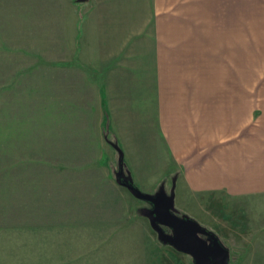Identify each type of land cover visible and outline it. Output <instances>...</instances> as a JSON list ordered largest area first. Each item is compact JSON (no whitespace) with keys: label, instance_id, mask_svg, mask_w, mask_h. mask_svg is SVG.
Returning <instances> with one entry per match:
<instances>
[{"label":"rangeland","instance_id":"obj_1","mask_svg":"<svg viewBox=\"0 0 264 264\" xmlns=\"http://www.w3.org/2000/svg\"><path fill=\"white\" fill-rule=\"evenodd\" d=\"M82 8L75 0H0V264H194L159 241L143 215L151 204L118 184L117 148L142 192L164 187L170 195L175 185L179 216L215 233L230 264H264V204L231 210L229 197L203 185L207 175L195 168L189 176L185 159L172 154L164 168L136 171L101 73L80 57ZM196 16L212 48L214 14ZM247 17L256 84L264 13ZM175 121L177 156L191 163L206 138L194 134L196 122Z\"/></svg>","mask_w":264,"mask_h":264},{"label":"crops","instance_id":"obj_2","mask_svg":"<svg viewBox=\"0 0 264 264\" xmlns=\"http://www.w3.org/2000/svg\"><path fill=\"white\" fill-rule=\"evenodd\" d=\"M81 4L80 57L101 73L116 127L136 171H156L165 166L163 156L172 154L185 159L189 176L195 168L207 175L200 174L208 177L200 180L202 184L229 197L231 210L246 206L247 200L264 204V64L254 84V40L247 20L249 13H264V0H87ZM206 12L216 19L212 48L206 45L204 16L200 24L196 18ZM225 24L227 35L222 30ZM169 30L175 36L185 30L192 35L174 37ZM260 49L262 55V39ZM224 67L226 74L220 75ZM179 115L196 122L194 134L206 138L191 163L188 154L177 156Z\"/></svg>","mask_w":264,"mask_h":264},{"label":"water","instance_id":"obj_3","mask_svg":"<svg viewBox=\"0 0 264 264\" xmlns=\"http://www.w3.org/2000/svg\"><path fill=\"white\" fill-rule=\"evenodd\" d=\"M75 1L81 4L87 0ZM117 150L119 153L118 184L125 187L134 198L151 204L152 209H144L143 215L149 220L159 241L179 253L190 256L194 264H230V251L215 233L188 216H179L175 206V185L170 195L164 187H161L155 195L142 192L134 185L132 176L125 172L124 154L122 150L118 148ZM165 229H169L171 234Z\"/></svg>","mask_w":264,"mask_h":264},{"label":"flooded vegetation","instance_id":"obj_4","mask_svg":"<svg viewBox=\"0 0 264 264\" xmlns=\"http://www.w3.org/2000/svg\"><path fill=\"white\" fill-rule=\"evenodd\" d=\"M166 230V229H165ZM169 231V233L171 234V231L169 229H167Z\"/></svg>","mask_w":264,"mask_h":264},{"label":"trees","instance_id":"obj_5","mask_svg":"<svg viewBox=\"0 0 264 264\" xmlns=\"http://www.w3.org/2000/svg\"><path fill=\"white\" fill-rule=\"evenodd\" d=\"M76 2V1H75ZM107 140L109 141V139L107 138Z\"/></svg>","mask_w":264,"mask_h":264}]
</instances>
